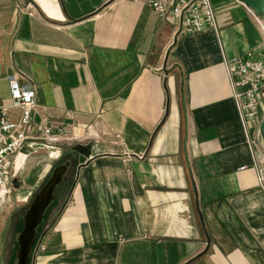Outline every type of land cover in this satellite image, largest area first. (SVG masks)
<instances>
[{"label": "crops", "instance_id": "crops-1", "mask_svg": "<svg viewBox=\"0 0 264 264\" xmlns=\"http://www.w3.org/2000/svg\"><path fill=\"white\" fill-rule=\"evenodd\" d=\"M51 2L55 16L0 0V107L10 78L33 88L23 184L45 150L79 139L92 153L55 167L70 163L29 264H264V159L224 66L264 55L252 12L211 0L216 29L185 34L146 0Z\"/></svg>", "mask_w": 264, "mask_h": 264}, {"label": "built area", "instance_id": "built-area-1", "mask_svg": "<svg viewBox=\"0 0 264 264\" xmlns=\"http://www.w3.org/2000/svg\"><path fill=\"white\" fill-rule=\"evenodd\" d=\"M236 1L245 6L240 0ZM146 2L160 21L177 23L180 31L185 34L216 29L215 14L210 0H146ZM252 14L254 15L253 12ZM254 19L262 28L258 17L254 15ZM262 33L264 35V28ZM261 53L249 52L224 63L232 100L240 120L246 128L254 126L256 130L264 118V55ZM8 86L9 105L6 109L0 107V196L8 188L10 190L12 188L14 179L11 159L17 156L29 139L35 98L33 88L21 85L14 77L8 80ZM9 109L19 112L16 122H12L7 115ZM45 134L47 137L55 136L54 134L64 136L66 132L63 127L46 128ZM251 145L258 151L256 142L252 141ZM262 158L264 159L263 156ZM258 180L260 183L263 180L261 171Z\"/></svg>", "mask_w": 264, "mask_h": 264}, {"label": "rangeland", "instance_id": "rangeland-1", "mask_svg": "<svg viewBox=\"0 0 264 264\" xmlns=\"http://www.w3.org/2000/svg\"><path fill=\"white\" fill-rule=\"evenodd\" d=\"M214 14L216 19L215 11ZM258 19L261 22L262 28L258 23L257 24L260 27L262 33V29L264 28V15L258 17ZM216 27H217V19H216ZM57 139L54 140V142H52L55 148H58L60 147V145L63 144V142H61L62 138H59L60 140ZM79 142H80L79 139L78 140L71 139V141L67 142V146H65L66 147L65 151L56 160H52V158H54L55 156L51 157L50 151L49 152H46V150L43 151L42 152L43 162H41L42 164L39 165L40 166L47 165V168L45 172H43L41 176L34 183H31L32 185L31 184L27 185V183L25 184L22 183L23 181H25L30 167L36 166V164L38 163L37 161H34L35 165L34 164L30 165L29 161L28 162L25 161L26 157L22 154V150L27 142L22 147L21 151L17 154V156L13 157V159L18 160L19 163L17 162L16 165L15 164L12 165V177L14 180L17 181V183H20V186L18 188H15V186L12 183L11 190L8 188L0 196V264H17L18 250H19L17 239L20 233L22 232V225H23L22 223L25 212L28 210L29 206L32 204L37 194L44 188L46 183L49 181L55 167L60 163L68 160L70 155L75 154V152H72L71 149L72 147L78 145ZM49 212L50 211H48L45 214L44 221L39 227L38 233L44 229L46 224L52 221L53 217L49 216ZM49 218L50 220L48 221Z\"/></svg>", "mask_w": 264, "mask_h": 264}, {"label": "water", "instance_id": "water-1", "mask_svg": "<svg viewBox=\"0 0 264 264\" xmlns=\"http://www.w3.org/2000/svg\"><path fill=\"white\" fill-rule=\"evenodd\" d=\"M256 17L264 15V0H240ZM256 145L259 153L264 157V118L256 130ZM85 159H89L92 153L90 145L78 144L71 149ZM70 163L56 168L44 188L37 194L23 218V230L20 233L18 243V260L17 264H29L30 254L36 241L39 227L44 221V216L55 200V190L63 181ZM15 188L20 186L16 180L13 181Z\"/></svg>", "mask_w": 264, "mask_h": 264}, {"label": "bare ground", "instance_id": "bare-ground-1", "mask_svg": "<svg viewBox=\"0 0 264 264\" xmlns=\"http://www.w3.org/2000/svg\"><path fill=\"white\" fill-rule=\"evenodd\" d=\"M38 6L49 16H55L57 14L56 6L51 0H34Z\"/></svg>", "mask_w": 264, "mask_h": 264}, {"label": "flooded vegetation", "instance_id": "flooded-vegetation-1", "mask_svg": "<svg viewBox=\"0 0 264 264\" xmlns=\"http://www.w3.org/2000/svg\"><path fill=\"white\" fill-rule=\"evenodd\" d=\"M23 224V223H22ZM22 230H23V225H22Z\"/></svg>", "mask_w": 264, "mask_h": 264}]
</instances>
